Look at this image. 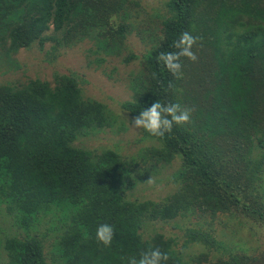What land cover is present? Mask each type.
<instances>
[{
  "label": "trees",
  "instance_id": "16d2710c",
  "mask_svg": "<svg viewBox=\"0 0 264 264\" xmlns=\"http://www.w3.org/2000/svg\"><path fill=\"white\" fill-rule=\"evenodd\" d=\"M164 6L131 81L133 97L120 104L135 118L156 101L180 102L191 120L164 138L143 130L158 144L137 157L76 145L116 121L106 103L85 94L84 73L0 84V215L17 223L0 239L4 264H126L120 257L139 259L149 247L169 255L165 264H264V0ZM141 10L140 0H0V49L7 57L42 47L55 38L53 29L60 45L89 38L119 50ZM184 31L201 39L193 48L198 60L182 58L177 81L158 55L176 51L173 41ZM178 158L169 195H131L137 182ZM193 212L245 219L259 244L251 252L229 246L192 218L182 236L162 231L165 222H184ZM102 223L115 230L110 247L95 238ZM196 242L205 250L189 252Z\"/></svg>",
  "mask_w": 264,
  "mask_h": 264
},
{
  "label": "rangeland",
  "instance_id": "374dc122",
  "mask_svg": "<svg viewBox=\"0 0 264 264\" xmlns=\"http://www.w3.org/2000/svg\"><path fill=\"white\" fill-rule=\"evenodd\" d=\"M167 0H140L145 11L134 14L132 20L135 29L128 34L124 47L115 50L112 45L104 48L95 39H83L72 46L60 45L54 39L61 34L49 31L54 39H47L41 47L35 43L30 48H22L11 56L3 54L0 49V84H12L26 82L31 78L40 77L53 80L54 73H66L71 70L84 73L88 80L85 86V94L106 103L115 117V122L96 134H88L80 137L76 145L112 148L125 156L137 157L142 150L158 142L143 138V129H135L132 126L134 117L121 107L120 102L130 100L133 97L131 81L140 69V60L143 52L150 47L148 35L150 29L158 19L154 17L162 13L164 3ZM155 22V23H154ZM57 44L58 49L51 53L52 47ZM136 57L126 60L130 55ZM13 55V56H12ZM181 166V159H175L172 163L157 167L158 171H151L147 178L137 182L131 190L133 197L140 199H161L170 194L174 186L175 173ZM147 169V166H144ZM184 222L179 218L165 222L166 229L162 231L169 236L183 235L186 229L192 226L190 220L196 221L198 226L209 230L215 229L218 239H222L227 245L237 243L240 249L245 248L249 252L250 246L258 245V233L245 219L226 215L215 217L201 215L193 212L186 216ZM17 223L6 214L0 215V239L13 235ZM254 232V234H253ZM220 234V236L218 235ZM258 239V240H257ZM261 244V242H260ZM205 250V245L196 242L188 251L197 254ZM5 250L3 242H0V264H4ZM206 264V263H204Z\"/></svg>",
  "mask_w": 264,
  "mask_h": 264
},
{
  "label": "clouds",
  "instance_id": "9594fccd",
  "mask_svg": "<svg viewBox=\"0 0 264 264\" xmlns=\"http://www.w3.org/2000/svg\"><path fill=\"white\" fill-rule=\"evenodd\" d=\"M201 38L192 35L189 31L180 34L179 39L173 41V48L176 51L161 52L158 61L175 78L183 79L182 58H187L193 62L198 60L197 54L193 51ZM169 88L175 92L182 91L175 84L169 82ZM191 120V110L184 107L180 102H169L167 104L160 101L154 102L151 107L142 110L133 120L132 126L135 129H143L153 137L164 138L171 134L174 126H185ZM115 230L108 223L100 224L95 233L98 243L104 247H110L114 239ZM88 233H85V239ZM126 264H165L169 255L162 252L159 247H149L140 253L139 259L135 256L120 257Z\"/></svg>",
  "mask_w": 264,
  "mask_h": 264
}]
</instances>
